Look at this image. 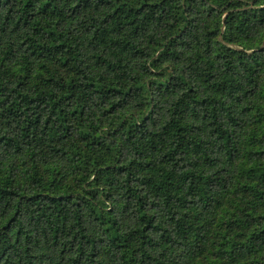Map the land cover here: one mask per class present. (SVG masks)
Instances as JSON below:
<instances>
[{"label": "trees", "instance_id": "1", "mask_svg": "<svg viewBox=\"0 0 264 264\" xmlns=\"http://www.w3.org/2000/svg\"><path fill=\"white\" fill-rule=\"evenodd\" d=\"M0 264H264V0H0Z\"/></svg>", "mask_w": 264, "mask_h": 264}]
</instances>
